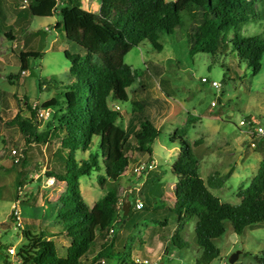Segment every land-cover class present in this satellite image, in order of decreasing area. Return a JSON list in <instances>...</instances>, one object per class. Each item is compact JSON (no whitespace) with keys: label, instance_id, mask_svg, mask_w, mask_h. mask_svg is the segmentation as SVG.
Wrapping results in <instances>:
<instances>
[{"label":"rangeland","instance_id":"obj_1","mask_svg":"<svg viewBox=\"0 0 264 264\" xmlns=\"http://www.w3.org/2000/svg\"><path fill=\"white\" fill-rule=\"evenodd\" d=\"M27 4L24 0H0V264L10 260L7 249L15 247L18 251L26 242L25 231L44 233L61 258L66 257L70 245L66 236H50L51 232H60L58 199L66 190L59 181L53 186L45 183L49 170L61 169L53 156L60 150L59 141L52 138L48 146L27 143L24 157L21 131L11 121L17 114L30 117L25 97L39 109L42 103L55 98L58 103L52 109L60 110L71 81V62L66 52L85 54L77 43L67 40L63 24L56 27L62 21L59 14L34 16ZM100 5L101 0H82V8L96 15ZM9 33L14 38L8 37ZM161 38L164 48L160 52L147 40L129 52L125 61L139 77L128 89V101H110L114 108L119 105L125 128L131 117L132 100L144 102L146 115L159 126L160 134L151 153L139 155L151 159L154 169L137 177L134 166L143 161H132L127 165V174L119 180L124 195L133 190L136 194L132 195V211L125 225L115 229L116 241L108 264H136L137 258L149 261L140 264H196L202 254L194 242L196 219L179 224L177 215L163 208L164 203L169 205L174 200L173 183L177 179L173 166L181 151L180 140L175 136L178 130L188 128L185 139L192 145L205 180L216 171H232L222 187L210 188L222 202H241L239 190L250 185L263 159V153L251 145L248 125H240V121L264 124V56L260 73L254 75L232 47L215 56L190 54L185 38L176 33H161ZM35 52L40 55L34 56ZM214 81L220 86H213ZM37 121L41 131L49 120L38 116ZM12 149L18 150L26 165L14 164ZM89 152L98 149L94 146L87 153L80 150L75 157L86 158ZM102 175L103 171H94L80 178L82 195L91 207L104 194L99 184ZM141 188L144 190L140 196ZM18 198L21 226L11 216ZM136 199L146 208L135 209ZM156 204L160 208L153 210ZM161 220L167 221V226H161ZM225 225L223 236L214 240L221 255L211 264H264V223L248 226L242 234L234 231L230 221ZM176 230L188 244L184 246L176 238L177 245L169 242L166 254L158 253V236L165 238L162 242L166 245ZM236 253L239 257L231 263L230 258Z\"/></svg>","mask_w":264,"mask_h":264},{"label":"trees","instance_id":"obj_2","mask_svg":"<svg viewBox=\"0 0 264 264\" xmlns=\"http://www.w3.org/2000/svg\"><path fill=\"white\" fill-rule=\"evenodd\" d=\"M24 1L34 16L59 14L62 21L56 27L63 24L67 40L77 43L85 55L66 52L71 62V81L64 93L63 107L51 114L45 129H38L39 107L30 105L27 97L30 117L17 114L11 121L21 131L24 157L27 143L48 146L52 138L59 141L60 150L53 156L61 169L49 170L48 175L67 187L58 199L60 232H51L50 236L63 235L70 241L66 257L61 258L44 233L25 231L26 242L17 256L23 264H108L116 241L115 229L125 225L124 220L132 211L131 204L125 216L124 205L136 194L133 190L124 195L119 180L130 162L138 163L134 153H151V146L160 134L159 126L147 117L144 102L132 100L135 130L123 127L122 113L110 105L112 100L128 101V89L139 77L126 63V56L144 40L160 52L164 48L161 33H176L185 38L190 54L215 56L232 47L257 75L264 56V0H101L98 15L84 10L82 0ZM12 35L7 34L14 38ZM57 103L52 98L42 103L41 108L52 109ZM187 133V127L175 133L181 151L173 166L177 179L174 200L171 206L163 204V208L174 212L179 224L196 219L194 242L202 249L196 264H211L221 255L214 240L225 233L226 221L231 222L237 234L248 226L264 223V139L255 146L263 153L257 174L247 188L239 190L241 202L231 204L222 202L210 188L222 187L232 171L226 174L216 171L205 180L192 145L185 139ZM94 146L98 152L76 159L78 151L87 153ZM25 163L24 158L14 162L16 166ZM94 171L104 172L99 177L104 194L91 207L82 195L80 178ZM142 188L145 189V184ZM145 208L144 203L142 209ZM159 208L160 205L153 206V210ZM160 225L167 226V221L161 220ZM176 238L184 246L188 244L178 230L170 237L174 245Z\"/></svg>","mask_w":264,"mask_h":264},{"label":"built area","instance_id":"obj_3","mask_svg":"<svg viewBox=\"0 0 264 264\" xmlns=\"http://www.w3.org/2000/svg\"><path fill=\"white\" fill-rule=\"evenodd\" d=\"M25 73V71H23ZM203 81H206V78H203ZM213 86L219 87L220 83L217 81H214L212 83ZM36 107V106H34ZM116 110H120V107L117 105L115 107ZM53 109L50 108H41L39 109L38 116L40 119L48 120L51 117V114L53 113ZM240 125H248V135L251 136V145L253 147L256 146L257 141L260 139H264V124L256 123L255 121H248L246 123L245 120L240 121ZM12 156L15 158V162L20 161V153L17 149H12ZM155 167L154 162H141L140 164H137L134 166L133 172L135 176L140 177L141 175L147 174L151 170H153ZM57 182L56 178L53 176H49L46 178V186H53ZM139 190V189H138ZM20 204H21V198H18L16 200V203L13 205V215L15 217V220L17 221V225L21 226V215H20ZM136 209H142L144 203L140 199H136L134 202ZM113 230H111L112 232ZM18 251H16L15 247H11L8 249V255L7 257L10 259L9 264H23L22 260L17 256ZM136 264H140L141 262L149 263L147 259L141 260L137 258L135 260Z\"/></svg>","mask_w":264,"mask_h":264},{"label":"crops","instance_id":"obj_4","mask_svg":"<svg viewBox=\"0 0 264 264\" xmlns=\"http://www.w3.org/2000/svg\"><path fill=\"white\" fill-rule=\"evenodd\" d=\"M129 128L130 130H135L136 128H137V123L136 122H133V120H132V118L130 117V119H129V121H128V124H127V126H126V128ZM135 158H137V160L138 161H143V162H153L152 160H147V158H140V156L139 155H135ZM131 163V162H130ZM152 171V170H151ZM149 173V172H148ZM147 173V174H148ZM127 173H126V171H125V173H124V176L126 175ZM147 174H144L145 176L147 175ZM61 183H63L64 185H65V187H64V189L67 187L66 186V183H64V182H61ZM173 186H174V189H175V183H173ZM64 191V190H63ZM164 204H166V203H164ZM173 204V203H172ZM172 204H166L167 206H171ZM172 235V234H171ZM171 235H170V237H171ZM159 237V239H158V242H157V244H158V246H157V251H158V253L159 252H161L162 251V255H164V254H166V252L168 251V248L166 249V246H168V244H169V242H170V238H169V240H167V242H166V245H165V243L164 242H162V241H165V238H162L161 239V236L159 235L158 236ZM164 237V236H163ZM165 246V247H164Z\"/></svg>","mask_w":264,"mask_h":264},{"label":"water","instance_id":"obj_5","mask_svg":"<svg viewBox=\"0 0 264 264\" xmlns=\"http://www.w3.org/2000/svg\"><path fill=\"white\" fill-rule=\"evenodd\" d=\"M131 204H132V197H130L129 201L126 202L124 205V215L125 216H127L129 214V209H130ZM125 222H126V220H124V223ZM238 257H239L238 253L232 255L230 258V262L231 263L235 262L238 259Z\"/></svg>","mask_w":264,"mask_h":264}]
</instances>
